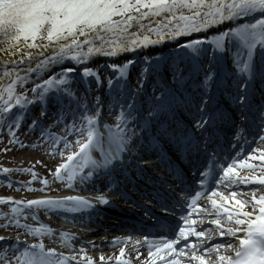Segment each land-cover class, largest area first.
<instances>
[{
    "label": "snow or ice",
    "instance_id": "snow-or-ice-1",
    "mask_svg": "<svg viewBox=\"0 0 264 264\" xmlns=\"http://www.w3.org/2000/svg\"><path fill=\"white\" fill-rule=\"evenodd\" d=\"M156 49L159 55H139ZM0 52L9 57L3 69L9 82L0 89V129L7 127L8 144L29 147L18 134L31 116L28 134L39 132V140L50 147L55 161L64 156L70 142L66 136L53 135L51 128L63 127L78 137V150L68 154L50 175L58 182L66 178L68 189L83 185L82 191L95 193L91 199L44 196L26 203L0 197V205L13 206V215L4 216L8 222L3 229L51 236V228L43 224L33 228L17 218L23 211L36 220V213L43 210L71 213L73 222L78 215L81 229L100 235L103 225L93 213L119 207L109 198L118 195L129 210L146 209L145 218L126 237L111 243H132L137 260L141 259L139 249L147 244L145 264H264V194L257 196L252 190L250 197L241 199L246 192L236 191L241 184L264 186V168L250 180L239 176L232 164L223 166L221 161V169L216 167L218 133L226 123H232L234 138H243L250 118L259 121L257 126L264 132V0H0ZM121 56L125 59L119 64L89 66L98 57ZM105 68L111 69L109 112L117 108L120 112L114 129L104 125L107 135L99 128L106 102L100 95L90 99L94 84L97 92L104 86L100 72ZM257 91L260 101L255 99ZM37 104L38 116L32 113ZM49 120L52 123L45 124ZM69 120L73 122L68 124ZM259 142L264 145V135H259ZM253 152L259 154L250 155L249 160L264 164V147ZM238 164L254 170L243 159ZM17 171L31 174L28 184L37 178L31 169L0 168L5 178ZM197 176L201 189L211 182L210 176L218 187L227 189L234 210L225 207L228 198L216 190L192 195L191 184ZM39 183L44 188L37 190L7 180V186L18 185L17 190L50 188L47 179ZM205 195L215 213L210 224L220 238L227 239L207 243L215 237H206L209 229L194 227L197 220L191 219V212L181 215L183 225L162 223L174 207L184 204L211 217L207 207L196 203ZM152 207H159L164 215L154 216L147 210ZM222 221L229 226L224 227ZM73 243L82 246L77 250ZM90 244L92 251H100L94 241ZM66 246L73 255L0 235V248L10 253L0 256V264H13V260L15 264H112V257L102 254L96 262L83 254L87 245L78 237H67ZM124 256L121 247L115 264H130Z\"/></svg>",
    "mask_w": 264,
    "mask_h": 264
},
{
    "label": "rangeland",
    "instance_id": "rangeland-1",
    "mask_svg": "<svg viewBox=\"0 0 264 264\" xmlns=\"http://www.w3.org/2000/svg\"><path fill=\"white\" fill-rule=\"evenodd\" d=\"M202 37L201 35H199ZM46 78V75H45ZM9 82V81H8ZM7 82V83H8ZM6 83V84H7ZM27 87L30 89L32 87V84L29 82ZM20 91V89H17ZM28 97H32V93L29 91L27 92ZM37 110L34 109V114H36ZM79 123V119L76 121ZM71 124V122L69 123ZM56 128V127H54ZM60 131L57 132L56 129H54V133L56 137L60 136H66L70 142V146L67 150L64 151V156L60 157L57 156L55 158V161L53 157L49 154L50 147L47 145H43V142L39 140V136L34 137V135H29V137L26 138V134L21 135L20 133L19 138L24 141L25 144H28L29 147L27 148H20L19 145H9L8 144V131L7 127H4L0 129V168L7 167L10 169H31L32 172H35L37 174L36 180H34L31 184H28V181H32L33 177L30 173L20 174L18 171L13 172L5 178L3 174H0V195H14V196H20L25 198H32L38 196V194L42 191H27V187L33 188V189H42L44 188V185L39 183L40 180L47 179L50 183V188L47 190L52 189H60L61 187L65 186L68 182H58L54 181L53 177L50 175L51 171H54L55 167L59 163H63L66 160V157L68 154H71L73 151L78 150V145L75 144V141L78 137L73 135L70 131H66L63 127H60ZM32 145H35L33 147ZM10 147L12 150L8 153H5L2 151L3 148ZM261 144L258 143L254 145L253 147L249 148L247 151L244 152V156L240 159H243L246 163L252 164L254 166V169H258L260 167L261 163L259 160H249L250 155H258V152H253V149H259L261 148ZM42 161L43 163H36V161ZM236 165H238V160L234 161ZM257 166V167H256ZM264 166V164H263ZM237 170V169H236ZM240 172V170H239ZM10 179L12 181H19L24 183L27 187L21 188L20 190H17L18 185H13L11 188L7 186V180ZM11 207L8 205H0V234H5L7 231L15 230L17 232H20L21 235L25 234L24 229L17 230L16 228H9L7 230L3 229L2 225L3 223H7L8 221L4 219V216H11L13 215L11 213ZM42 211V210H41ZM41 211H38L37 213H41ZM8 212V213H6ZM19 215L17 218L20 219ZM21 251H23V248H21ZM3 255H10V253H5L2 248H0V256ZM13 264H15V260H13Z\"/></svg>",
    "mask_w": 264,
    "mask_h": 264
},
{
    "label": "bare ground",
    "instance_id": "bare-ground-1",
    "mask_svg": "<svg viewBox=\"0 0 264 264\" xmlns=\"http://www.w3.org/2000/svg\"><path fill=\"white\" fill-rule=\"evenodd\" d=\"M238 22H244V21H238ZM198 35L203 36V34H198ZM153 52H154V54H157V53L159 54V49H156V50H153V51H149L147 53H140L139 55L140 56H142L144 54L151 55V54H153ZM7 59H9V57L6 56L4 53L0 52V78H2V79H0V89H2L6 85V83L8 82V78L4 77V73H3L4 62ZM124 59H125L124 56H121L118 59H108V58H105V57H98V58L92 60L90 62V65L89 66L97 67L98 65H100L102 63H106V62H111V63L114 62V63H118L119 64ZM228 124L229 123H226L224 126L226 127V125L228 126ZM262 135H264V132L262 133ZM262 147H264V145H262ZM259 162L261 163V161H259ZM228 164H232L237 169L236 171L239 174V176H247L250 180L253 177H255V176L261 175L262 174V171L261 170H262V168H264V166H263L262 163L260 164L261 166L258 167L257 170L256 169L253 170V169L241 168L239 166V164L238 165L234 164V161L231 160V159L228 161ZM239 170H240V172H239ZM213 187H214L213 190H216V191L220 192L222 196L228 198L229 203L228 204H225V207H228L231 210H234V207L235 206H234V204L232 202V198H231V196L229 194V191L227 189H225V188L218 187L216 183H214V186ZM241 189H243L246 192V196H240L239 197L241 199L250 197L252 195V190H256V195L257 196L260 195V194H264V186H258V185L254 184V183H249L247 185L241 184L236 189V191L239 193ZM67 191H76V188L75 189H68L67 186L65 185V186L61 187L60 189L58 188V189H55V190H51L49 193H46L45 195H42L41 194V195H38V196H41L40 198H43L44 196H51V197L57 198V197H61V196L65 195ZM209 194H210V192H209ZM82 196L85 197V195H82ZM0 197H11L12 199H17V200L18 199H22L20 197L14 196L12 194L11 195L10 194L9 195H0ZM85 198H87V197H85ZM214 198L217 199L218 202L223 203V201L220 200V197L219 196L214 197ZM26 200L27 199H22V201H24V202ZM196 203H197V205L207 207L208 210H209V212L212 213V216L209 217L207 213H204L203 211H201L200 208L197 207V211L196 212H193L192 213V216H191V218L197 220V224L194 225V227H196L198 230L201 227H204L206 229H209V231L206 232V237H208V236L215 237V239H213V240H206V242L207 243H215V242H220L221 239H227V237L220 238L216 234L217 230H215V226L212 225V224H210V218H215V213L213 212V210L211 208L210 202H208V200H207V196L205 195L204 197L200 198ZM24 217H22V216L20 217V222L22 221V218H24ZM37 217H38V219L34 220L35 224H37L39 226L41 224H43L46 228H51L52 229V232L53 231H55V232H57V231L65 232L66 230L72 229V226L70 224H68V225L66 223L63 224V223L58 222L57 220H53L52 221L53 223L48 224L47 220L45 219V216H39L38 215ZM27 218H28V216H27ZM201 218L203 219V223H201ZM222 225L224 227H228L229 226L226 223V221H222ZM63 228H65L66 230L63 229ZM78 234H80V233H78ZM66 235H68L67 237H70V236H74L75 234H73L72 232L71 233L68 232V234H67V231H66ZM46 236H44L43 238H46ZM67 237H63L62 240L60 242H57L56 244L58 246H61L63 248H66V249H69L70 250V248L66 246ZM103 237L104 236H95L93 238H90L89 239V243L86 244V245H89V248L83 254H86L90 258H92L91 256H93L92 254H94L95 257H93V258L96 259L98 257V255H101V254L104 253V248L105 247H112V248H114V247H117L119 245H122L121 247H124L125 248V254H127V255L134 254L135 250L133 248V244L132 243L115 244V245H112V243H103L102 244L100 241H101V239H103ZM109 239L112 240L111 238H109ZM190 239H191V242H194V243L196 242L195 237H190ZM133 240H135V239H133ZM93 241L95 242L97 248L100 249V251H92L90 242H93ZM145 248H146V244L143 245L140 249H144L145 250ZM117 251H119V249ZM69 253H72V251L70 250ZM110 253L112 254V252H110ZM113 253H115V252H113ZM97 261H99V259H97Z\"/></svg>",
    "mask_w": 264,
    "mask_h": 264
}]
</instances>
